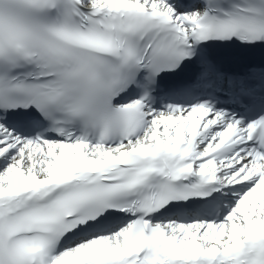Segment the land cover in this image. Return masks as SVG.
<instances>
[{
	"label": "snow or ice",
	"instance_id": "snow-or-ice-1",
	"mask_svg": "<svg viewBox=\"0 0 264 264\" xmlns=\"http://www.w3.org/2000/svg\"><path fill=\"white\" fill-rule=\"evenodd\" d=\"M0 264H264V0H0Z\"/></svg>",
	"mask_w": 264,
	"mask_h": 264
}]
</instances>
